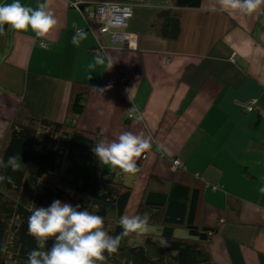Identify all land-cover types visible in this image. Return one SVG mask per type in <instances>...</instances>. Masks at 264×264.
I'll return each instance as SVG.
<instances>
[{"label": "crops", "instance_id": "obj_1", "mask_svg": "<svg viewBox=\"0 0 264 264\" xmlns=\"http://www.w3.org/2000/svg\"><path fill=\"white\" fill-rule=\"evenodd\" d=\"M21 3L47 4L57 23L45 38L9 26L0 34V151L22 106L65 121L74 90H87L82 129L107 141L142 134L151 145L135 174L103 164L107 176L134 189L127 215L153 176L181 182L200 175L198 222L218 229L209 245L214 264H264V6L252 15L224 11L218 0L177 9V41L153 28L162 9L134 7L127 31L137 46L129 49L64 0ZM76 30L87 34L79 47L71 43ZM98 55L104 64L89 68ZM251 99L257 102L249 113L242 103ZM133 106L142 118H129ZM174 159L181 169L172 170Z\"/></svg>", "mask_w": 264, "mask_h": 264}, {"label": "trees", "instance_id": "obj_2", "mask_svg": "<svg viewBox=\"0 0 264 264\" xmlns=\"http://www.w3.org/2000/svg\"><path fill=\"white\" fill-rule=\"evenodd\" d=\"M202 4L203 0H170L172 9H162L153 23L157 36L177 41L182 20L176 10ZM7 29L5 25L4 32ZM88 95L87 90H74L65 121L37 115L27 106L17 111L0 151L5 162L13 154L22 159L16 172L0 169L14 181L0 183V264H27V253L37 246L28 234L27 218L34 207H48L57 199L102 216L109 235L121 233L119 220L127 215L134 189L104 173L92 151L103 140L102 133L86 131L77 123ZM204 188L196 174L185 175L181 182L153 176L133 213L149 218L147 232L123 238L118 250L105 252L97 264H214L209 245L218 229L198 222ZM51 245L49 240L47 246Z\"/></svg>", "mask_w": 264, "mask_h": 264}, {"label": "clouds", "instance_id": "obj_3", "mask_svg": "<svg viewBox=\"0 0 264 264\" xmlns=\"http://www.w3.org/2000/svg\"><path fill=\"white\" fill-rule=\"evenodd\" d=\"M224 11L252 15L264 6V0H218ZM57 21L45 3L36 8L25 6L21 0L0 3V34L4 26L10 30L25 32L29 29L37 38H45L55 27ZM87 34L76 30L71 43L79 47ZM103 56H96L89 68L103 65ZM111 65V62L109 61ZM102 92L103 90H99ZM137 114L142 118L139 109L133 106L129 114ZM151 147L142 134L132 132L121 133L116 140H101L92 151L104 165L120 169L125 174H135L139 168L138 158ZM22 166L20 154H13L5 162L0 159V169L10 168L13 172ZM14 183L13 178L0 173V183ZM264 194V186L259 188ZM149 218L144 215H122L119 220L121 233L109 235L104 230V219L80 205L54 200L48 207H34L27 218L28 234L36 241V248L27 253V264H97L104 260V253H115L123 238L130 234L143 235L148 230ZM52 241L48 247V241Z\"/></svg>", "mask_w": 264, "mask_h": 264}, {"label": "built area", "instance_id": "obj_4", "mask_svg": "<svg viewBox=\"0 0 264 264\" xmlns=\"http://www.w3.org/2000/svg\"><path fill=\"white\" fill-rule=\"evenodd\" d=\"M71 8L86 13L93 18L100 28V33L110 34L111 41L115 45L126 48H136L137 36L128 32L129 21L133 17L134 7H158L161 9H172L170 0H64ZM84 10V12H83ZM256 99L243 103V108L251 113L254 110ZM134 114H129L133 118ZM181 162L176 159L172 162V170L176 171ZM213 190L219 187L213 186Z\"/></svg>", "mask_w": 264, "mask_h": 264}, {"label": "rangeland", "instance_id": "obj_5", "mask_svg": "<svg viewBox=\"0 0 264 264\" xmlns=\"http://www.w3.org/2000/svg\"><path fill=\"white\" fill-rule=\"evenodd\" d=\"M235 61V59H233ZM243 104V103H242ZM178 234H181V235H187L186 232H179Z\"/></svg>", "mask_w": 264, "mask_h": 264}]
</instances>
